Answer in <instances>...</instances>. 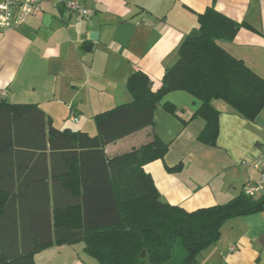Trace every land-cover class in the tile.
Instances as JSON below:
<instances>
[{
    "label": "crops",
    "instance_id": "crops-1",
    "mask_svg": "<svg viewBox=\"0 0 264 264\" xmlns=\"http://www.w3.org/2000/svg\"><path fill=\"white\" fill-rule=\"evenodd\" d=\"M90 18L68 14L55 0L20 27L0 31V92L9 104H36L58 130L96 136L94 116L132 101L128 79L137 71L152 90L179 59V48L199 28L198 16L214 8L242 27L234 40L219 41L233 57L264 79V0H81ZM96 32V41L90 34ZM85 47H90L86 50ZM1 100V98H0ZM176 106V114L163 108ZM154 124L105 147L107 158L150 143H169L163 160L147 164L163 202L192 212L224 205L239 197L247 183L259 181L253 161L264 155V111L251 122L223 101L217 145L198 137L206 122L191 119L200 102L185 92L167 95ZM76 117L78 122L72 119ZM8 187L18 190L31 164L26 152H13ZM37 158V156H35ZM180 168L169 171L168 168ZM39 168H36V171ZM264 197V191L258 199ZM4 198L0 197V205ZM85 245L52 246L35 255V264H99ZM199 264H264V211L227 220L219 240L205 250Z\"/></svg>",
    "mask_w": 264,
    "mask_h": 264
},
{
    "label": "trees",
    "instance_id": "trees-1",
    "mask_svg": "<svg viewBox=\"0 0 264 264\" xmlns=\"http://www.w3.org/2000/svg\"><path fill=\"white\" fill-rule=\"evenodd\" d=\"M198 23L160 88L150 89L144 72L132 74L127 82L132 101L96 114V136L54 128L36 104L0 100V264H35V255L46 248L79 243L99 264H199L227 220L264 211V197L244 193L192 212L163 202L144 170L168 153L170 144L157 136L113 158L105 154L107 145L153 126L157 107L173 92L200 102L191 119L205 120L198 140L211 147L217 145L220 116L213 101L251 122L264 111V79L218 43L234 40L249 26L214 8L200 14ZM163 108L176 114L173 103ZM14 151L34 161L18 190L8 187L6 174ZM179 244L184 256L175 262Z\"/></svg>",
    "mask_w": 264,
    "mask_h": 264
},
{
    "label": "built area",
    "instance_id": "built-area-1",
    "mask_svg": "<svg viewBox=\"0 0 264 264\" xmlns=\"http://www.w3.org/2000/svg\"><path fill=\"white\" fill-rule=\"evenodd\" d=\"M46 0H0V31H6L23 26L30 17L43 12ZM54 5L62 6L68 14L81 19L90 18L93 11L81 0H55ZM7 91L0 92V98L5 99ZM78 122L77 118L72 119ZM253 168L259 173V181L247 183L243 193L251 198H257L264 191V155L256 157L252 163Z\"/></svg>",
    "mask_w": 264,
    "mask_h": 264
},
{
    "label": "rangeland",
    "instance_id": "rangeland-1",
    "mask_svg": "<svg viewBox=\"0 0 264 264\" xmlns=\"http://www.w3.org/2000/svg\"><path fill=\"white\" fill-rule=\"evenodd\" d=\"M174 254H175V262H177L184 256V250L182 249L180 244L177 245Z\"/></svg>",
    "mask_w": 264,
    "mask_h": 264
},
{
    "label": "water",
    "instance_id": "water-1",
    "mask_svg": "<svg viewBox=\"0 0 264 264\" xmlns=\"http://www.w3.org/2000/svg\"><path fill=\"white\" fill-rule=\"evenodd\" d=\"M97 38H98V34L96 32H93V33L90 34V40L96 41ZM149 88L150 89L152 88V85L151 84L149 85Z\"/></svg>",
    "mask_w": 264,
    "mask_h": 264
}]
</instances>
